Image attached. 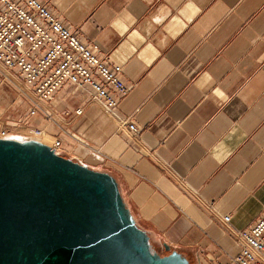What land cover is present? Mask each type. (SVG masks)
I'll return each instance as SVG.
<instances>
[{
  "label": "crops",
  "instance_id": "1",
  "mask_svg": "<svg viewBox=\"0 0 264 264\" xmlns=\"http://www.w3.org/2000/svg\"><path fill=\"white\" fill-rule=\"evenodd\" d=\"M40 1L121 67L116 114L139 134L67 82L29 116L19 75L1 66L0 126L41 129L110 174L154 244L227 264L240 244L221 217L241 229L264 212V0Z\"/></svg>",
  "mask_w": 264,
  "mask_h": 264
},
{
  "label": "water",
  "instance_id": "2",
  "mask_svg": "<svg viewBox=\"0 0 264 264\" xmlns=\"http://www.w3.org/2000/svg\"><path fill=\"white\" fill-rule=\"evenodd\" d=\"M161 247L110 174L33 138H0V264H188Z\"/></svg>",
  "mask_w": 264,
  "mask_h": 264
},
{
  "label": "built area",
  "instance_id": "3",
  "mask_svg": "<svg viewBox=\"0 0 264 264\" xmlns=\"http://www.w3.org/2000/svg\"><path fill=\"white\" fill-rule=\"evenodd\" d=\"M0 66L19 75L21 91L30 102L29 116L40 112L41 105L67 82L114 116L117 126L131 138H137L136 126L116 114L118 100L127 93L121 67L99 53L95 45L80 41L75 31L67 28L42 1L0 0ZM73 112L79 115L81 108ZM25 129L33 137L45 134L38 128ZM0 138L29 137L16 136V132L0 126ZM46 145L60 154L58 139L51 138ZM221 220L240 244L227 264H264V212L241 229L229 225V215H223Z\"/></svg>",
  "mask_w": 264,
  "mask_h": 264
},
{
  "label": "rangeland",
  "instance_id": "4",
  "mask_svg": "<svg viewBox=\"0 0 264 264\" xmlns=\"http://www.w3.org/2000/svg\"><path fill=\"white\" fill-rule=\"evenodd\" d=\"M19 130H21V129H19ZM21 134L29 135V134H28V131H23V130H21L20 135H21ZM49 143H50V139H49ZM150 243H151L152 248H153L158 254H160V255L166 254V252L162 249V247H161L160 245L154 244L151 240H150Z\"/></svg>",
  "mask_w": 264,
  "mask_h": 264
},
{
  "label": "bare ground",
  "instance_id": "5",
  "mask_svg": "<svg viewBox=\"0 0 264 264\" xmlns=\"http://www.w3.org/2000/svg\"><path fill=\"white\" fill-rule=\"evenodd\" d=\"M28 134H29V135H21V136H25V137L33 138V139H36V140H39L40 142H42L41 139L43 138V135H44V134L41 135V136H38V137H33V136H31L29 132H28ZM16 136H17V135H16ZM42 143H43V142H42ZM44 144H49V143H44Z\"/></svg>",
  "mask_w": 264,
  "mask_h": 264
}]
</instances>
